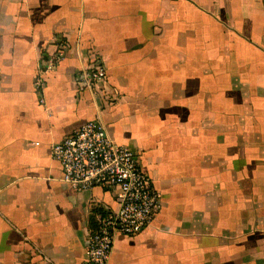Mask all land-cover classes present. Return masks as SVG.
Wrapping results in <instances>:
<instances>
[{"label":"crops","instance_id":"0c3cea01","mask_svg":"<svg viewBox=\"0 0 264 264\" xmlns=\"http://www.w3.org/2000/svg\"><path fill=\"white\" fill-rule=\"evenodd\" d=\"M89 120L161 194L107 264H264V0H0V264H81L117 207L51 157Z\"/></svg>","mask_w":264,"mask_h":264},{"label":"built area","instance_id":"2783aa9c","mask_svg":"<svg viewBox=\"0 0 264 264\" xmlns=\"http://www.w3.org/2000/svg\"><path fill=\"white\" fill-rule=\"evenodd\" d=\"M63 57L56 50L39 70L41 78ZM98 62L76 72L80 88H93L106 79ZM51 157L60 165L61 179L73 190L102 186L114 192L117 207L98 220L88 235L81 264H107L116 235H135L150 225L161 207V194L142 170L138 154L112 139L99 120H89L51 146Z\"/></svg>","mask_w":264,"mask_h":264}]
</instances>
